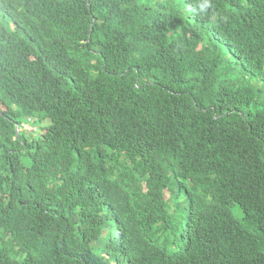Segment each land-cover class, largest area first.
<instances>
[{"label": "trees", "instance_id": "trees-1", "mask_svg": "<svg viewBox=\"0 0 264 264\" xmlns=\"http://www.w3.org/2000/svg\"><path fill=\"white\" fill-rule=\"evenodd\" d=\"M199 2L0 0V264H264V0Z\"/></svg>", "mask_w": 264, "mask_h": 264}, {"label": "clouds", "instance_id": "clouds-1", "mask_svg": "<svg viewBox=\"0 0 264 264\" xmlns=\"http://www.w3.org/2000/svg\"><path fill=\"white\" fill-rule=\"evenodd\" d=\"M197 7H198L200 13L208 15L209 10L213 9L212 0H201V2L198 3ZM211 17H212L213 22H215L216 17H215L214 11L211 13ZM17 128H19V127L17 126ZM142 151L145 152L144 150H142ZM168 197H170L169 194H168ZM142 198H145V196H133L129 200H136V199H142ZM262 226H263V221L258 222V224L254 228V230L259 231V230H261ZM252 230H253V227H252Z\"/></svg>", "mask_w": 264, "mask_h": 264}, {"label": "rangeland", "instance_id": "rangeland-1", "mask_svg": "<svg viewBox=\"0 0 264 264\" xmlns=\"http://www.w3.org/2000/svg\"><path fill=\"white\" fill-rule=\"evenodd\" d=\"M23 129H25V131L28 132L30 136L35 135L36 131L38 130V128H34L32 126H26L25 128L22 127L21 130H23ZM234 212H235L236 218H238L239 220H241L243 218V214H242V211H241V208L239 207V205H237L234 208ZM247 228H248V230H252L251 226H247Z\"/></svg>", "mask_w": 264, "mask_h": 264}]
</instances>
